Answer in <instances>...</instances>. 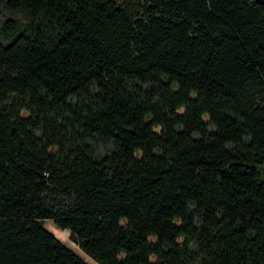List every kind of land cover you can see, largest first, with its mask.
Returning <instances> with one entry per match:
<instances>
[{"label":"trees","instance_id":"obj_1","mask_svg":"<svg viewBox=\"0 0 264 264\" xmlns=\"http://www.w3.org/2000/svg\"><path fill=\"white\" fill-rule=\"evenodd\" d=\"M0 264H264V0H0Z\"/></svg>","mask_w":264,"mask_h":264},{"label":"rangeland","instance_id":"obj_2","mask_svg":"<svg viewBox=\"0 0 264 264\" xmlns=\"http://www.w3.org/2000/svg\"><path fill=\"white\" fill-rule=\"evenodd\" d=\"M13 19V18H18L20 20H23L21 14H10L8 11L5 9H0V28L3 26L4 22L7 19ZM45 226L62 242H64L67 246L71 247L76 251L78 254L82 255L89 263L91 264H98L95 261H93L91 258H89L86 254H84L79 247L71 240L70 237V232L66 230H62L57 228L54 223L50 220L44 221Z\"/></svg>","mask_w":264,"mask_h":264}]
</instances>
